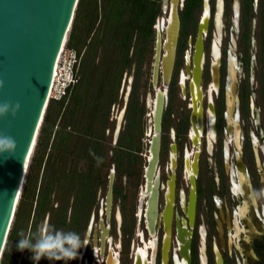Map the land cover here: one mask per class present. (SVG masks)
I'll list each match as a JSON object with an SVG mask.
<instances>
[{"label": "flooded vegetation", "instance_id": "af4514ba", "mask_svg": "<svg viewBox=\"0 0 264 264\" xmlns=\"http://www.w3.org/2000/svg\"><path fill=\"white\" fill-rule=\"evenodd\" d=\"M162 4L160 0L164 13ZM178 15L179 35L169 83L163 87L160 73L157 81L165 93L151 181L152 187L157 179L153 231L146 222L150 192L144 170L154 134L156 88L150 74V91L136 97L132 94L134 78L123 70L116 92L109 97L106 118L101 120L105 124L96 135L95 127H87L90 160L85 162L84 174L94 166L92 178H85L87 186L93 183L91 205H81L82 191L74 190L67 206L68 222L49 221V213L41 221L74 231L87 241L78 250L79 258L67 264H108V260L110 264H264V0H179ZM186 17L192 20V30L179 45ZM203 17L202 57L195 67L197 28ZM145 49L144 45L142 55ZM140 60L133 58L132 62ZM127 80L130 85L126 87ZM131 99L138 108L135 114L130 113ZM108 148H115L109 162ZM128 148L133 166L120 172L140 180L130 233L122 204L125 195L116 177L121 151ZM142 157V169L133 176L131 171L136 163L141 165ZM96 165L108 167L103 191ZM59 208L58 202L56 213ZM32 225L29 221L26 233ZM46 264L64 262L47 260Z\"/></svg>", "mask_w": 264, "mask_h": 264}, {"label": "water", "instance_id": "95a60500", "mask_svg": "<svg viewBox=\"0 0 264 264\" xmlns=\"http://www.w3.org/2000/svg\"><path fill=\"white\" fill-rule=\"evenodd\" d=\"M77 0H0V105L19 103L15 116L9 111L0 116V135L16 142L15 152L0 153V242L5 243L13 219L16 198L24 176V162L43 118L48 102L53 67L64 36L68 34ZM179 0H163L165 16L154 25V55L151 83L156 88L154 134L149 145V159L144 170L146 189L150 192L145 210L149 231L156 218L157 179L151 181L158 157L160 116L165 90L157 86L160 73L163 87L172 72L180 20ZM158 24V25H157ZM206 17L198 24L193 61L202 57V35ZM112 178L107 191L111 201ZM192 217V211L188 212ZM165 256V252H163Z\"/></svg>", "mask_w": 264, "mask_h": 264}, {"label": "trees", "instance_id": "16d2710c", "mask_svg": "<svg viewBox=\"0 0 264 264\" xmlns=\"http://www.w3.org/2000/svg\"><path fill=\"white\" fill-rule=\"evenodd\" d=\"M160 14V0H77L67 38V46L81 53L80 78L70 88L67 100L65 97L60 100L49 98L47 102L35 145L37 156L31 157L25 174L20 197L5 241L10 251H5L2 264H17L20 256H26L27 264H33L30 251L25 249L21 254V251H18L16 246L14 247V244H17L14 242V229L24 202L29 201V216L24 233H26L29 221H32V226L35 227L39 220H44L47 213H49V221L60 220L63 225L66 220L70 194L67 192L60 197L58 201L60 208L55 218L50 213L53 208L51 194L55 190L56 181L66 176L73 180L75 170H68L67 172L61 168L57 162L56 153L54 155L53 151L61 149L62 153L66 152L68 142L73 141L74 144L70 151L77 152V157L80 156L84 162L90 160L87 157L86 135L88 133L87 127L91 125L92 120L91 122H81L82 131L75 130L74 125L79 120L82 121L81 116L86 108L88 111L86 120L93 119L100 122L107 113L108 103L106 109L103 107L104 110L100 112L98 109L100 103L96 98L97 94L102 93L105 87L96 86L95 93L92 94L94 97L89 98L91 94L89 85L95 75V59L98 50L100 49V52L102 51L108 56L113 52L116 53L113 70L118 67L121 68H119V74L117 73L120 78L121 72L124 70L123 67L130 64L134 54H136L135 51H131L133 48L132 40L139 35V31L142 41L145 43L149 36H154L153 24ZM142 47H144L143 44ZM107 76V80L111 83L114 72ZM135 89L134 86L132 91L134 95ZM137 110V105L130 107V113L135 114ZM72 126L73 129H71ZM132 164L131 148L123 149L117 163V170L130 171ZM93 167L87 173L81 174L79 185L77 182L74 186L78 193L82 191L80 204L88 207L93 201V193L89 192L93 183L90 182V186H87L89 180L85 178H92ZM12 248L14 257L10 258ZM46 263L47 260L43 264Z\"/></svg>", "mask_w": 264, "mask_h": 264}, {"label": "rangeland", "instance_id": "374dc122", "mask_svg": "<svg viewBox=\"0 0 264 264\" xmlns=\"http://www.w3.org/2000/svg\"><path fill=\"white\" fill-rule=\"evenodd\" d=\"M163 16H164V13L162 12L159 15V17H163ZM191 25H192V20L189 17H186L185 19H183L181 30H180L179 45L181 44V42H182L184 36L186 35V33L190 32L192 30ZM68 34H69V32H68ZM68 34H66L67 35L66 36V40L68 38ZM132 42H133V48H132L131 51H135V53H136V54H134L133 58L140 59V57H141V60L137 61V62H132L131 61L130 64H126L123 68H124V71L125 70L129 71V74L131 76H133V78H134V86L136 87L135 94H136V97L140 98V94L141 93H146V92L150 91V74H151V64H152V58H153V52H154L153 51L154 36H149L147 38V40H146V43H145V42L142 41L141 34H140V31H139V35L137 37L135 36L134 39L132 40ZM64 44H65V42H64ZM142 44L145 45V47H146L145 52L143 53V55H142V52H143L144 47H142ZM63 46L64 45H62V47ZM115 56H116V53H114V52L108 56V55H106V53H104L102 51L100 52V49H99L98 53H97V57L95 59V62H96V68L94 69L95 75L93 76L92 80L90 81L89 91L91 92V94L89 95V98L92 99L94 97L92 94L95 93L94 90H95L96 86L104 87L105 85H108L107 87H105L103 89L102 93L97 94L98 96H96L98 102L100 103L99 106H98V109L100 110V112H102V110H104V108L106 109L107 103L110 101L109 100L110 95L112 93H115L116 89H117V85H118V81H119L118 80V78H119L118 74H119V71H120L121 68L118 67V68L113 70V65L115 63V58H116ZM111 72L112 73L114 72V76H113V78L111 80V83H110V81H107V77H108L107 75L108 74L110 75ZM125 84H126V87L128 85H130L129 80H127L125 82ZM174 89L176 91L175 87H174ZM48 99H49V97H48ZM130 104L133 106L132 99H131V103ZM87 112L88 111H87V108H86L85 111L82 113V116H81L82 117L81 118L82 121L79 120L78 123L76 125H74V129L77 130V131H82V127H80V126H82L81 122H83V121L84 122H87V121L91 122V120H92L91 126L95 127L94 128L95 129L94 130V133H95L94 135H96L97 132H98V129L102 125H104L105 122H101V121L98 122V120H93V119L86 120V117L88 116ZM86 114H87V116H86ZM140 123L141 124L143 123V117L141 118ZM106 124L108 125L107 122H106ZM111 125H112V123L110 124V126ZM71 129H73V126L71 127ZM37 135H38V132H37ZM37 135H36L35 144L33 146V151H32V153L30 155V159H31V157L33 155L35 157L37 156V153L35 152V145H36V141H37ZM105 139L106 140L109 139V135H107L105 137ZM73 144H74L73 141H69L68 142V149H67L66 152L64 151L62 153L61 149H59V150L56 149V150L53 151L54 155L56 153V159L58 160L57 162H59V166L61 168H64L67 172H68V170L69 171L75 170V173L73 175V176H75L74 179H73L74 181L71 180L68 176H66L65 178L58 179L56 181V183H55V190L51 194V199L53 201L52 202L53 203L52 204L53 208L51 210L52 212H50L51 215L54 216V218L57 216V213L55 211V207H56V204L58 203V201L60 200V197L62 196V194L68 192L70 194V196H71L73 194V191L75 190L74 186H76V183L78 182V180H80L81 174H83L84 171L87 170L86 169V167H87L86 163L80 158V156H79V158L77 157V152H75V151L73 152L72 150L70 151V149L72 148ZM109 149L110 148H108V152L105 154L107 162H109V159H110V156H111V151L114 150L115 148H112L111 151H109ZM30 159H29V163H30ZM137 161H138V159H137ZM141 161L142 162H141L140 166L137 163L134 165L133 171H131L133 173V176L135 174H137V172L139 171L140 168L142 169L143 157H142ZM106 165H109V163L106 164ZM95 167H96V170H97L96 178L98 176H100L98 178H100L102 180V184L100 186L102 187V191H103L105 189V187H106L107 179H104V177H105L106 171H108V167L103 166V169H102V167L98 168L97 165ZM116 177H117V183H118L117 185H120L118 187L122 191H124L125 197H124V199L122 201V204H123V208H124V211H125L126 218H128V220H130L129 228H128V233H130L131 232V222H132L131 212H132V208L135 205V192H136L137 186L139 185L140 180H137V177H136V179H133L132 176L131 177L130 176L129 177L124 176L123 173L120 172V170L117 172ZM72 189H74V190H72ZM28 209H29V201H26V202L23 203V205L21 207V210L19 212L18 219L16 221V225H15V229H14V239H15L14 242L15 243H17L18 239L20 238L18 234L20 232H25V228L27 226V221H28V216H29V210ZM68 214L69 213L67 212V218H66L67 222H68V218H69ZM46 216L47 215H45L44 219H46ZM40 223H41V220H39L37 222V224H35V227H33L32 231H35L36 228L40 225ZM65 227L66 226H64V228ZM15 246H16V244H14V247ZM10 255H11L10 258L14 257L13 248L11 250ZM27 261H28L27 257L26 256H24V257L22 256V257H20L18 259L17 264H27Z\"/></svg>", "mask_w": 264, "mask_h": 264}, {"label": "clouds", "instance_id": "9594fccd", "mask_svg": "<svg viewBox=\"0 0 264 264\" xmlns=\"http://www.w3.org/2000/svg\"><path fill=\"white\" fill-rule=\"evenodd\" d=\"M19 107V103H16L10 108L6 102L0 105V116L8 114L9 111L15 116ZM15 149L16 142L12 137L0 135V153L12 154ZM18 235L20 238L16 244L17 250L24 251L27 249L30 251L34 264H38L42 258L49 261H63L64 264H67L68 261L79 258L78 250L87 245V241L82 239L78 233L57 229L49 222H42L35 231L20 232ZM5 251H10V249L5 243L0 242V264L4 260Z\"/></svg>", "mask_w": 264, "mask_h": 264}, {"label": "built area", "instance_id": "2783aa9c", "mask_svg": "<svg viewBox=\"0 0 264 264\" xmlns=\"http://www.w3.org/2000/svg\"><path fill=\"white\" fill-rule=\"evenodd\" d=\"M57 60V65L52 76L51 93L49 98L60 100L69 97L70 88L75 85L79 78V64L81 53L76 49L67 46V40Z\"/></svg>", "mask_w": 264, "mask_h": 264}, {"label": "bare ground", "instance_id": "6f19581e", "mask_svg": "<svg viewBox=\"0 0 264 264\" xmlns=\"http://www.w3.org/2000/svg\"><path fill=\"white\" fill-rule=\"evenodd\" d=\"M157 25H158V24H157ZM66 36H67V35L64 36V39H63L62 45H64V42H65V40H66ZM62 45H61L60 51H61L62 48H63ZM59 55H60V53L58 54V56H57V58H56V61H55V63H54L53 73H54V71H55V67H56V65H57V60H58V58H59ZM50 93H51V89H50V91H49V93H48V97L50 96ZM121 114H122V113H121ZM121 114H120L119 118L121 117ZM41 120H42V118H40V122H39V124H38L37 129H36V133H35V135H34V138H33V141H32L31 147H30V151H29L28 156H27V158H26V160H25V162H24V176H23V179H22V184H21V186H20V190H19L18 196H17V198H16V203H15L16 205H17L18 200H19V197H20L21 188H22V185H23V182H24L25 174L27 173V168H28V166H29L30 155H31V153H32V151H33V146H34V144H35L36 135H37V132H38V130H39ZM152 188H153V187H152ZM15 208H16V206H15ZM151 232H152V230H151ZM144 254H145V247H144L143 249H141V255H144ZM109 256H111V253H110ZM108 264H110V261H109V260H108Z\"/></svg>", "mask_w": 264, "mask_h": 264}]
</instances>
